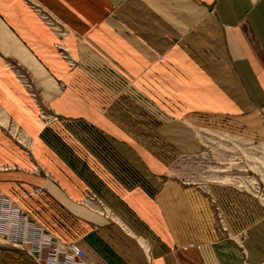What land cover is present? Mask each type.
Segmentation results:
<instances>
[{"label":"crops","instance_id":"obj_1","mask_svg":"<svg viewBox=\"0 0 264 264\" xmlns=\"http://www.w3.org/2000/svg\"><path fill=\"white\" fill-rule=\"evenodd\" d=\"M206 129L264 142V0H0V191L88 264H264V200L170 173Z\"/></svg>","mask_w":264,"mask_h":264},{"label":"built area","instance_id":"obj_2","mask_svg":"<svg viewBox=\"0 0 264 264\" xmlns=\"http://www.w3.org/2000/svg\"><path fill=\"white\" fill-rule=\"evenodd\" d=\"M32 8L41 15L44 22L54 29L58 35L64 37L67 34V31L59 24H56L52 17L47 14H41L42 10L40 8L37 6H32ZM59 49L62 58L67 61L70 67L78 66V62L73 60L63 48L59 47ZM15 72L31 99L40 105L39 107L36 104L39 118L45 123V126L60 123L59 116L48 105L38 99L33 84L27 75L17 70ZM252 142L258 144L256 141ZM243 147L245 148L244 152H241L242 158H247L257 171L251 172V179H248L243 174L235 175L234 172H230L231 176L228 177L231 180L225 182L238 190L264 200V145H244ZM223 176H226V172L223 173ZM233 179L235 181H232ZM39 191V189H36V192ZM96 200L97 196L94 193L89 192L86 195L85 201L88 204ZM219 222L223 226V223ZM0 245H9L24 252L35 264H88L86 255L79 246L74 243L66 244L55 239L35 218L1 191Z\"/></svg>","mask_w":264,"mask_h":264},{"label":"rangeland","instance_id":"obj_3","mask_svg":"<svg viewBox=\"0 0 264 264\" xmlns=\"http://www.w3.org/2000/svg\"><path fill=\"white\" fill-rule=\"evenodd\" d=\"M35 104L38 105V102H35ZM38 106L40 107V105ZM5 131L17 144L24 148V150L29 151L31 141L19 128L11 123ZM198 133L200 135L198 136L199 140L208 152L206 151L204 152L206 154L201 153L193 157L180 158L170 169L172 176H178L185 184L189 185L198 184V182L201 184L216 183L212 180H202L203 176L222 177L225 179L224 181H230L231 179L228 177L231 176L230 172H234L235 175L243 174L248 177V179H251L252 173L256 172L257 169L253 167V164L250 163L246 157V159L242 158L241 152H244L245 148L243 146L264 145V142L258 141V144H256L252 142L251 138H243L234 134L222 132L219 129H206L198 131ZM203 155H206V157L198 158ZM208 160H210V162H208ZM225 167H227L226 170H224ZM224 172H226L225 177L223 176ZM232 181H235V179Z\"/></svg>","mask_w":264,"mask_h":264}]
</instances>
